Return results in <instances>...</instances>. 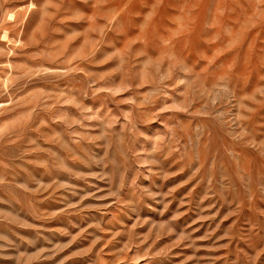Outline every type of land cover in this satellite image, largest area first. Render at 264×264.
<instances>
[{
	"label": "rangeland",
	"instance_id": "rangeland-1",
	"mask_svg": "<svg viewBox=\"0 0 264 264\" xmlns=\"http://www.w3.org/2000/svg\"><path fill=\"white\" fill-rule=\"evenodd\" d=\"M0 264H264V0H0Z\"/></svg>",
	"mask_w": 264,
	"mask_h": 264
}]
</instances>
